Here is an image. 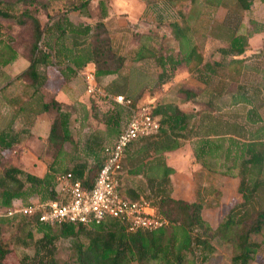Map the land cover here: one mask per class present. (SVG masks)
Instances as JSON below:
<instances>
[{"label": "trees", "instance_id": "1", "mask_svg": "<svg viewBox=\"0 0 264 264\" xmlns=\"http://www.w3.org/2000/svg\"><path fill=\"white\" fill-rule=\"evenodd\" d=\"M254 3L255 0L143 1L145 7L161 4L176 12L177 18L167 25L168 37L176 43L173 48L161 47L166 42L162 44L153 32L140 31L139 21L129 23L132 41L136 44L134 60H153L160 69L157 88L173 82L184 69L206 87L217 82L214 95H229L231 107L245 110V126L238 125L236 115L234 120L225 122L227 128L233 127L232 130L221 133L216 142L210 136H203L196 148V158L203 166L207 165L205 161L210 164L211 159L216 160V166L210 164L218 167L214 171L240 177L239 192L243 202L231 209L213 230L202 216V203L171 196L170 175L175 170L167 166L164 153L175 151L194 135L192 123L196 113H186L171 103L161 104L152 108L153 117L160 122V130L142 138L146 142L141 150L143 158H132L133 168L131 170L130 166L128 174L142 173L151 186L157 187L154 195L143 199L167 219L165 227L130 232L123 222L111 217L99 223L53 226L39 221L37 216L26 217L19 224L18 237L23 247L31 248L33 254L19 256L0 240V264H59L57 241L60 238L74 240L77 264H206L214 252L210 240L216 236L232 245L234 264H251L260 248L252 236L260 234L264 228V121L260 114L264 106V42L257 51L251 44L256 34L264 33V23L253 16L246 17L253 13ZM39 10L44 12L45 21L39 16ZM220 10H224L222 19L218 18ZM72 12H78L88 21H72ZM108 16L106 0H0V20L9 22L0 23V69L13 64L19 57L27 60L28 67L18 78L26 81L31 89L30 98L38 99L37 112L46 113L51 120L48 136L37 138L35 148L40 159L44 158V152L51 153L44 176L28 172L6 159L16 151L18 141L11 134L0 132V208L4 213L0 222L16 217L6 214L16 199L25 203L32 197L41 201L58 199L59 174H71L85 189L94 186L105 159L103 145L108 136L120 133L123 112L129 117L130 110L101 94L104 90L97 84V91L90 94L92 108L97 107L102 96L112 104L107 111L94 114L104 123L105 129L92 131L83 142L92 162L79 161L75 156L70 160L72 165L67 166L64 160L68 154L66 145L77 146L70 130V114L63 110L55 93L45 90L44 84L49 66L58 67L66 82L72 81L89 65L93 66L98 82L107 76L121 74L127 58L114 48L106 25ZM212 43L216 47L208 55ZM180 94L188 101L198 97L196 91L187 89L180 90ZM132 100L134 108L142 105ZM208 107L214 110L210 100ZM256 125L259 126L248 135L246 130L244 133L236 131L237 127L244 130ZM236 134L245 139L235 138ZM224 135L230 138L225 154L227 163L221 164ZM150 157L153 159L146 161ZM131 199L139 200L140 197L131 196Z\"/></svg>", "mask_w": 264, "mask_h": 264}, {"label": "rangeland", "instance_id": "2", "mask_svg": "<svg viewBox=\"0 0 264 264\" xmlns=\"http://www.w3.org/2000/svg\"><path fill=\"white\" fill-rule=\"evenodd\" d=\"M143 1L145 0H106L109 9V16L106 25L112 35L114 48L118 53L126 56L127 61L120 75L107 76L101 79V82L96 81L94 72L85 71L86 73H81V76L79 77L80 81L78 82L79 88L83 91H88L90 85L95 88V86L99 84L102 90L108 94H122L131 99L138 100L139 104H150L152 108H157L161 104L171 103L177 105L185 112L196 113V117L192 123L195 130L194 135L183 144L189 154L178 155L173 161L178 167L181 165L180 162L198 163L195 154L197 152L196 148L199 145L198 142L200 138L203 136H210L211 139L216 142L219 140L218 138L221 136V133L227 132V129L228 131L233 129V127L227 128L225 122L234 120V116L236 115L238 117V125L240 124L243 126L245 122V110H236L234 108L238 107H231L229 95H218L217 93L214 95L213 91L217 87V82L206 87L194 77L190 76L184 69L179 71L173 82H170L161 88L155 86L160 69L156 66L153 60L139 62L134 60L136 44L132 41V29L129 27V23L139 21L141 24L140 31L153 32L156 38L161 40L162 44H165L164 42H166L165 46L161 45V47L173 48V46H176V43L171 37H168L167 25L177 18V14L174 10L167 6H162L161 4H150L145 7ZM254 8L258 17L264 18V5L259 4V0L255 1ZM38 13L41 19L45 21L46 16L44 12L39 10ZM223 15L224 10H220L218 18L221 19ZM253 15L254 12L249 13L246 17L249 18ZM70 18L74 22L88 21V19L82 18L78 12H72ZM0 23L4 25L9 24L8 21L4 20H0ZM16 30L19 31L18 28ZM259 40L261 41V38H255L252 42L253 45ZM257 44L258 43L254 46L256 47ZM215 47V43L210 44L207 54L209 55ZM26 65L27 62L24 58H20L17 62L0 69V87L10 78L16 77ZM46 72L49 74V69H47ZM87 80H89L90 84L86 83ZM4 89L7 90L3 92L0 91V132L7 130V128L10 127L8 124L12 120L13 111L9 110V107L4 103L5 98H13L12 96L18 91H21L26 96V90L18 82L13 83L12 85H7ZM182 89L196 91L198 97L192 101H188L182 94H180V90ZM119 91H124V93H120ZM101 99L102 100H98V103H96L97 107L95 106L92 108L91 106V110L89 111H84V108L81 107L80 104L74 105L75 109L72 106L65 107L66 110L72 108L70 111V128L76 140L75 143H77V146L69 144L66 147L68 154L65 156L64 160L67 166L72 165V163L70 164L72 158L80 156V148L84 142L83 138H85L84 134H86L87 131L90 132L98 130L102 126L105 127L103 122L94 117V114L96 111L99 112V114L107 111L112 104L105 100L103 96ZM209 100L214 107L213 111L208 107ZM74 110H76V112ZM123 113L120 130L128 120L127 112ZM260 114L264 121V106L260 109ZM22 119L27 120V117H23ZM258 126L259 125H256L252 128L246 127L247 129L244 130L241 129V127H237L236 131L237 133H244L246 130V134L248 135ZM238 135L239 134H236L235 138H241ZM18 136L20 141L14 148L16 151L11 155L6 156V159L14 161V163L19 164L20 167L25 170H27V168L37 169L35 168L36 164L44 166L47 161L51 160V153L49 152H44L43 159L38 158L42 162L36 159L37 154L35 148L38 144L37 138L43 137H38L31 132H20L17 134V137ZM228 136H224L226 140L224 141L223 148L220 150L221 164L227 163L225 161V154L229 145L227 140L229 138ZM110 137L112 138V135ZM33 161H35L36 164H33ZM215 162L216 160L211 159L210 164L213 165L214 163V166H216ZM212 169L216 170L218 167H212ZM181 172L182 173L178 175L184 174L183 171ZM178 175L175 176V178L178 177ZM197 178L201 183V189L199 191L196 190V192H193L190 195H182L179 193V195L174 196L173 198L187 202L198 201L202 203V216L204 220L210 224L211 228L215 230L228 215L230 210L235 208L237 204L243 202V198L241 195L237 194L233 188L232 179L229 177L225 178L221 174L213 172L212 180H209V175L207 177L202 175L199 177L198 175ZM38 200L37 197H32L27 203H25L22 200L16 199L14 200L13 205H26L37 202ZM3 215V209L0 208V217ZM26 219V217L17 215L10 221L0 222V240H2L6 246L14 249L19 256H22L24 253L33 254L31 248L23 247L18 237L19 224ZM36 237L38 238L40 235L36 234ZM80 239L84 240V237H80ZM252 240L259 243L260 248L251 264H264V228L260 234L253 235ZM210 241L214 246V252L206 264H234L233 247L231 244L222 241L217 236L213 237ZM73 242V239L64 238H60L57 241V258L59 264H77L74 257ZM189 258H192V256H189ZM11 264H15V262H11Z\"/></svg>", "mask_w": 264, "mask_h": 264}, {"label": "built area", "instance_id": "3", "mask_svg": "<svg viewBox=\"0 0 264 264\" xmlns=\"http://www.w3.org/2000/svg\"><path fill=\"white\" fill-rule=\"evenodd\" d=\"M97 91L90 85L89 94ZM130 110L128 120L113 143L104 149L105 159L96 177L94 186L85 189L80 180L71 174L57 176L58 199L13 205L8 208L7 216H37L39 221L48 225L65 223H99L107 217L123 222L128 231H154L165 227L167 219L147 200H130L120 191V173L126 148L131 142L157 133L160 122L152 115V106L142 104L133 107V100L124 95L100 92Z\"/></svg>", "mask_w": 264, "mask_h": 264}, {"label": "crops", "instance_id": "4", "mask_svg": "<svg viewBox=\"0 0 264 264\" xmlns=\"http://www.w3.org/2000/svg\"><path fill=\"white\" fill-rule=\"evenodd\" d=\"M259 4L264 5V3H262L260 0H259ZM253 12H254L253 17L256 20H259V21L264 23V18H260L256 14L254 5H253ZM255 38L256 39L261 38V41L259 40L258 42H255V44L258 43L256 47L254 46L255 44L253 45V43H252ZM263 38H264V33H261V34H256L251 39V44H252V47L254 48L253 49L254 51H257V50L262 48L263 42H264ZM20 58H22V57H19L15 62H17ZM25 61L27 62V60H25ZM27 67H28V62H27L26 67L19 74H21ZM47 69H49V74H47L48 78L44 84V88H45V90L53 92L57 95V98L63 104V110L65 112H67L68 114H70V120H71L70 111L72 108L66 110L65 107L72 106L74 108V105L80 104V106L84 108V111L91 110L92 101L90 98V94L87 90L86 91L81 90L79 88L78 82L80 81L79 77L81 76V73H86L87 71L94 72V68L92 65H89L86 69L81 70L79 72V74L77 75V77L74 78L70 82H66L64 80V78L61 75L58 67L49 66ZM18 75L16 77L10 78L7 82H5L0 87V91L3 92L5 90H7V89H4L5 86L12 85L13 83L18 82L26 90V96L21 91L20 92L18 91L17 93H15L14 96H12L13 98H5L4 103L9 107V110L13 111V113H12V118H11L12 120L10 122L11 124L10 123L8 124V126H10V127L7 128V130L2 131V132L11 134L13 136V138H15L18 141L17 143H19V141H20L19 136L17 137V134H19L20 132H29V133L31 132L33 134H36V136H38V137L46 138L49 134V131H50L51 120L46 113H38L37 112V109L39 108L38 106H36L38 99H35V98L31 99L30 98L31 89L26 85L27 84L26 81H24L21 78H18ZM86 83L90 84L89 80H87ZM74 111L76 112V110H74ZM186 113H188V112H186ZM23 117H27V120H23L22 119ZM18 126L20 129L18 128ZM100 129L104 130L105 127L102 126ZM70 130H71V128H70ZM85 131H87V130H85ZM91 134H92V131H90V132L87 131L86 134H84L85 138H83L84 139L83 141H85ZM152 135H154V134H152ZM117 136H118V133H115L112 135L113 139L110 136H108V139H107L108 142L106 141V144L103 145L104 149L107 145L113 143L114 140L117 138ZM226 136H228V135H226ZM228 137L230 138V136H228ZM142 138H144V137H142ZM142 138L134 140L133 142H131L129 144V146L126 148L125 155H124L123 160H122V171L120 173V191H121L123 196H125L126 198H128L130 200H132L131 196L140 197L139 200H141V199L145 198L146 196L154 195L156 193V191L158 190L157 187L150 185V183L148 182V178L145 177L142 173L136 174V175H129L128 174V170H129L130 166H131V170L133 168L131 165L132 158H143L144 154H143V152H141V150L144 147H146V142L143 141ZM237 139L244 140L245 138H242V137L238 138L237 137ZM74 140H75V138H74ZM184 142H186V141H184ZM184 142H183V144H184ZM67 145H69V144H67ZM67 145H66V147H67ZM80 153H81L80 156H78L79 161H86L88 159L89 162H92L93 159L90 156V151L88 150L87 146L84 143L82 144V147L80 148ZM183 154H189V152L187 151V149L185 148L184 145H182L181 147H179L175 151H170V152L164 153V159L166 161L167 166L170 168H173L175 170L174 173H172L170 175L171 191H172L171 196L172 197L179 195V193L182 195H190L193 192H196V190L199 191L201 189V183L199 182V180L197 178L198 175H199V177L201 175L205 176V177H207L209 175V180H212L213 179V172L217 173L216 171H214L215 169H212V165L208 164L206 161H205V164H207V165H205V166H203L201 162L197 161L198 163H196V162H190V163L189 162L188 163L180 162L181 165H180V167H178L173 160L176 156L183 155ZM195 156H196V154H195ZM36 159L38 161H40L37 156H36ZM152 159H153V157H150V158L146 159V161H148V160L151 161ZM40 162H42V161H40ZM48 163H49V161H47L46 165L40 166V165L36 164L35 161H33V164H36L35 168H37V169L27 168V171L31 172L37 176H44L48 170L47 169ZM181 171H183L184 174L178 175V174L182 173ZM177 175H178V177L175 178V176H177ZM222 176H224V175H222ZM224 177L228 178L229 176H224ZM229 178L232 179L233 188L235 189L237 194L241 195L239 192L240 177L236 176V177H229ZM231 191H233V190H231ZM134 201H138V200H134ZM192 202H194V201H192Z\"/></svg>", "mask_w": 264, "mask_h": 264}]
</instances>
